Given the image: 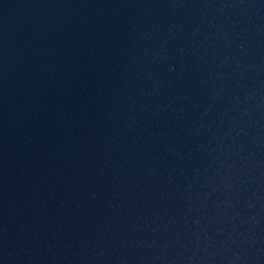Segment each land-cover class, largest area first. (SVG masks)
Returning a JSON list of instances; mask_svg holds the SVG:
<instances>
[{
    "label": "water",
    "instance_id": "1",
    "mask_svg": "<svg viewBox=\"0 0 264 264\" xmlns=\"http://www.w3.org/2000/svg\"><path fill=\"white\" fill-rule=\"evenodd\" d=\"M0 264H264V0H0Z\"/></svg>",
    "mask_w": 264,
    "mask_h": 264
}]
</instances>
